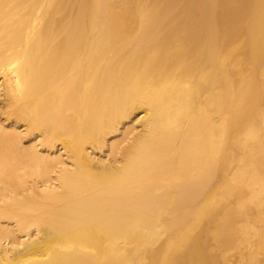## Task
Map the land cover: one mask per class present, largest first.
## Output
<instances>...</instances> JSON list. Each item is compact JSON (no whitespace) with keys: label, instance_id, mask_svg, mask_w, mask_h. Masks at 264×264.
Here are the masks:
<instances>
[{"label":"bare ground","instance_id":"bare-ground-1","mask_svg":"<svg viewBox=\"0 0 264 264\" xmlns=\"http://www.w3.org/2000/svg\"><path fill=\"white\" fill-rule=\"evenodd\" d=\"M0 264H264V0H0Z\"/></svg>","mask_w":264,"mask_h":264}]
</instances>
